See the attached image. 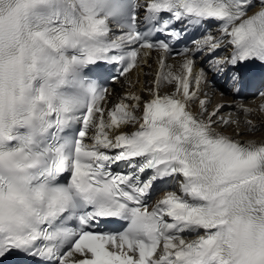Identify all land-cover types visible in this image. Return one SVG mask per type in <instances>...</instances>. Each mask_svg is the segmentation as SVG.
Listing matches in <instances>:
<instances>
[{"label":"snow or ice","instance_id":"6c2138e0","mask_svg":"<svg viewBox=\"0 0 264 264\" xmlns=\"http://www.w3.org/2000/svg\"><path fill=\"white\" fill-rule=\"evenodd\" d=\"M254 8L256 0H0V260L264 264V142L217 130L239 122L217 119L222 105L208 110L207 72L195 66L203 54L212 71L264 69V0ZM213 23L217 34L166 64L169 41L186 31L177 25ZM153 50L147 99L126 93L110 104L108 80ZM232 81L236 94L250 83L239 72ZM162 85L173 90L161 94ZM157 185L165 190L150 205Z\"/></svg>","mask_w":264,"mask_h":264},{"label":"bare ground","instance_id":"6f19581e","mask_svg":"<svg viewBox=\"0 0 264 264\" xmlns=\"http://www.w3.org/2000/svg\"><path fill=\"white\" fill-rule=\"evenodd\" d=\"M259 9V0H256V8L252 11ZM251 14V12H249ZM229 51V50H228ZM220 56L223 53H219ZM204 59V55L200 57V60ZM182 59L166 60L167 65H172L174 68L181 63ZM208 59L202 66L207 72V79L205 82H202L200 88V96L208 101L207 108L209 111H212L218 105L224 103L223 98L216 93V91L222 90L224 95L228 97L230 95L229 87L227 82L224 80L213 81L214 72L210 70L208 65ZM158 67V57L156 53H151L147 56L144 62V66L136 68L133 72L123 79L119 84L112 87L110 104L116 103L120 98H122L126 93H134L140 95L143 98L147 99L148 89L152 87L156 68ZM198 70V69H196ZM209 83V84H208ZM213 85V87H212ZM212 88H211V87ZM173 90L172 87L167 85H162L160 92L161 94L170 93ZM227 101H229L227 99ZM260 103L249 104L248 102L233 104L231 107H225L220 110L217 119L223 117L224 119H230L233 121H238V124H229L224 126L223 124L217 127L218 131L223 132V134L233 137L236 140L241 142L255 141V142H264V114H261L258 111ZM247 107L253 109V112L250 116H245L243 112L239 111V108ZM198 102L193 104L192 109H198ZM140 113L137 112V115ZM246 120H252L256 125L255 130H252L246 123ZM233 129V131H231ZM131 128H126L125 131H131ZM240 130L239 133L235 131Z\"/></svg>","mask_w":264,"mask_h":264},{"label":"rangeland","instance_id":"374dc122","mask_svg":"<svg viewBox=\"0 0 264 264\" xmlns=\"http://www.w3.org/2000/svg\"><path fill=\"white\" fill-rule=\"evenodd\" d=\"M208 84H209V83H208ZM210 87H211V86H210ZM212 87H213V85H212ZM212 87H211V88H212Z\"/></svg>","mask_w":264,"mask_h":264}]
</instances>
